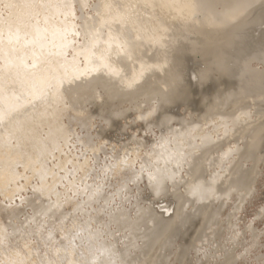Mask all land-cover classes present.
Listing matches in <instances>:
<instances>
[{"label":"bare ground","instance_id":"bare-ground-1","mask_svg":"<svg viewBox=\"0 0 264 264\" xmlns=\"http://www.w3.org/2000/svg\"><path fill=\"white\" fill-rule=\"evenodd\" d=\"M192 59L203 66L194 74L198 86L215 80L214 96L203 101L205 113L195 117L198 122L181 120L183 126L177 127L170 124L164 108L190 94L185 63ZM140 100L146 107L147 101L157 102L153 121L145 123L157 125L158 141L148 145L138 171L125 161L130 158L124 159V171L115 170L123 185L128 180L144 182L154 199L137 206L134 217L122 209L108 214L110 223L128 230L122 244L92 231L75 248L69 236L61 235L56 243L55 229L67 218L75 219L76 211H84L86 221L98 218L78 203L71 214L56 188L53 168L61 165L70 122L81 130L89 126L88 115L79 114L88 103L96 105L107 121L111 115L126 116L125 101L133 110ZM154 105L149 106L153 111ZM63 114L66 123L60 119ZM262 166L264 0H0V220L15 218L25 199L34 211L28 221L35 225L25 229L38 235L35 246L23 239L20 243L15 223L7 222L8 232L1 220L0 264H53L63 258L66 264H169L175 246L181 264L191 249L212 241L214 247L207 248L210 264L242 263L250 253L248 239L257 237L247 211ZM27 173L34 178L29 181L30 198L20 192L19 184L27 181ZM90 196L85 200L89 202ZM17 198L19 204L11 205ZM259 214L264 216V204Z\"/></svg>","mask_w":264,"mask_h":264},{"label":"rangeland","instance_id":"rangeland-1","mask_svg":"<svg viewBox=\"0 0 264 264\" xmlns=\"http://www.w3.org/2000/svg\"><path fill=\"white\" fill-rule=\"evenodd\" d=\"M185 71L188 70L190 72H185L184 76L187 79V89L189 91L190 94H188V97L184 100H176L174 102H172V104H168L165 106L164 111L165 113L168 115V118H171L170 124L175 123L177 127L183 126V124L187 121V120H193V121H197L195 119H198L199 117H201L203 115V107H204V102L206 99V102H209L210 100H212V96H214V93L212 92V86L213 83L215 82V80L213 78H209L206 80V83L203 82V84H200L198 86V82L197 78L194 77V74L196 75V70L198 68H202L203 66L200 65H196V61H194V59L192 60H188L187 63H185ZM191 65V66H190ZM196 65V66H195ZM194 67V68H193ZM200 68V69H201ZM193 72V73H192ZM195 72V73H194ZM191 73V74H190ZM191 77L193 79H191ZM195 78V79H194ZM211 79V80H210ZM213 79V80H212ZM190 80V81H189ZM195 80V81H194ZM207 81L209 84H207ZM212 81V82H210ZM192 82V83H191ZM195 82L197 83L195 86ZM205 84L207 86H205ZM203 85V86H202ZM194 86V88L192 89V87ZM202 86V87H201ZM200 87V88H198ZM209 87V88H208ZM190 88V89H189ZM203 88V89H202ZM208 88V89H207ZM211 90V91H210ZM198 93V94H197ZM193 94V95H192ZM192 96V97H191ZM196 96V98H195ZM212 98H211V97ZM207 97V98H206ZM209 97V98H208ZM199 99V100H198ZM99 100V98L97 99ZM193 100V101H192ZM201 101V102H200ZM204 101V102H203ZM97 104H99L98 101H96ZM144 101L140 100L137 102V106H135L133 108V110L131 109L133 106H131V104L128 103V101L124 102V105H122V109H125V117L124 115L121 116L119 115L112 117L113 115H111L110 117H107V121L105 120V116L100 112L99 109H96V105H90L89 103L86 104L84 106V111L80 110V115L84 114V115H88L89 118V126L86 129H82L81 127L75 123V122H70L69 125V129L72 131L73 133V129H74V133L72 134L71 131H69V139L67 142V145L63 148L62 153L60 154V158H61V165L60 166H56L53 165L56 160L54 159V162H50V166L55 167L52 169V173L55 172V178H56V188L57 190H59L61 192V201L63 203V206L66 210L71 212V208L72 205L78 203L79 205H81V208H83V210L88 211L90 210L91 215H96L98 216V218L91 220L90 221H86L84 214L82 212H80L79 210L76 211L75 214V219L74 217H70L67 218L66 222L64 223L63 227L66 228H56L55 229V233L54 238H55V242L58 243L62 240V236H69L67 237V239L69 240L70 244H73V247L75 248V244H77L78 242H81L83 244V241H86L85 236H88V233L90 234L91 231L94 233L99 234V238L104 239V240H115L114 242L116 244H122L121 242H124L126 237L128 236V230L127 228H117L112 222L110 223V219L108 218V214L112 211H118V210H124L126 211L130 217H134V214L137 211V206H146L148 205V203L150 202V200L154 199L153 195L150 194V192H148V189L145 188L144 186V182H138L135 184L131 182V180H128L129 182L127 183V185H123V182L121 181V178L119 176V172H117L115 169L117 167H121L120 172H122L123 170V162H125L126 160H128L131 164V166L133 168L134 171H138L141 167V163L142 160L145 156V152L147 151L148 145L151 144L154 141H158L159 138V130L157 128V125L154 126V123H150V125L148 126L146 123L152 122L154 119V116L156 115L157 112V107H155L157 104V102H155L154 100H152L151 102L147 101V107L146 104L142 103ZM192 102V103H191ZM205 102V103H206ZM142 103V104H141ZM139 104V105H138ZM141 104V105H140ZM152 104L154 105V109L155 111L151 110L150 107H152ZM203 104V105H202ZM177 107H176V106ZM192 105V106H191ZM140 106V107H139ZM144 106V107H143ZM150 106V107H149ZM172 106V108H171ZM175 108H174V107ZM189 106V107H188ZM137 107V109H136ZM180 107V108H178ZM188 107V108H187ZM88 108V109H87ZM142 108V109H141ZM167 108V109H166ZM190 108V110H188ZM200 110H198V109ZM87 109V110H86ZM94 109V110H93ZM123 109V110H124ZM172 109V110H171ZM176 109V110H175ZM182 109L184 111H182ZM142 110V111H141ZM175 110V112L173 111ZM153 111V112H152ZM167 111V112H166ZM169 111V113H168ZM84 112V113H83ZM89 112V113H88ZM172 112V113H171ZM174 112V114H173ZM190 114H189V113ZM197 112V113H196ZM101 113V114H100ZM188 113V114H187ZM205 113V112H204ZM132 114V115H131ZM138 114V115H137ZM155 114V115H154ZM172 115V116H171ZM193 115V116H192ZM63 114L60 116V119H65L64 123H66L67 121V116ZM90 116V117H89ZM94 116V118H93ZM102 116V117H101ZM140 116V117H139ZM142 116V117H141ZM185 116V117H184ZM187 116V117H186ZM189 116V117H188ZM98 117V118H97ZM173 117V118H172ZM179 117V119L177 118ZM198 117V118H195ZM116 119V120H115ZM119 119V120H118ZM131 119V120H130ZM141 119V120H140ZM144 119V120H143ZM200 119V118H199ZM198 119V120H199ZM123 120V121H122ZM179 120V121H178ZM182 120V123H181ZM177 121V122H176ZM184 121V122H183ZM91 122V123H90ZM136 122V123H135ZM146 122V123H145ZM198 122V121H197ZM92 124V125H91ZM91 125V126H90ZM107 125V126H106ZM146 125V126H145ZM138 126V127H137ZM98 128V130H97ZM122 128V129H121ZM118 129V130H117ZM86 130V131H85ZM123 130V131H122ZM142 130V131H141ZM101 131V132H100ZM100 132V133H99ZM99 133V135H97ZM102 133V134H101ZM120 133V134H119ZM145 133V134H144ZM72 134V135H70ZM96 134V135H95ZM74 135V136H73ZM76 135V136H75ZM79 137H78V136ZM113 135V136H112ZM71 136H73L71 138ZM83 136V137H82ZM85 136V137H84ZM93 136V137H92ZM119 138H118V137ZM133 136V137H132ZM136 136V137H135ZM78 137V138H77ZM89 137V138H88ZM101 137V139H100ZM144 137V138H143ZM77 138V139H76ZM85 141H83L82 139ZM104 138V139H103ZM133 138H135V140L133 141ZM74 141H73V140ZM80 139V140H79ZM103 139V140H102ZM137 139V140H136ZM90 140V141H89ZM149 140V141H148ZM76 141L77 144H74ZM79 141V143H78ZM83 141V144L80 142ZM87 141V142H86ZM101 141V142H100ZM111 141L113 143H111ZM120 141V142H119ZM143 141V142H142ZM94 142L95 145H94ZM135 142V144H134ZM71 143V144H70ZM87 143H91V144H87ZM98 143V144H97ZM108 143V145L106 144ZM114 143H116L117 145H115ZM120 143V144H119ZM70 144V145H69ZM101 144V145H100ZM103 144V146H102ZM106 144V145H105ZM111 144V146H110ZM113 144V147H112ZM75 145V146H74ZM82 145V146H80ZM125 145H129L128 148H124ZM87 146V147H84ZM91 146V147H90ZM95 146V147H94ZM112 147V148H108V147ZM73 147V148H72ZM74 147H76V149H74ZM81 147V148H80ZM97 152L99 151V153L96 154V149ZM103 147V148H101ZM106 147V148H105ZM136 149H135V148ZM144 147V148H143ZM80 148V149H79ZM85 148V149H84ZM114 148H116V150L114 151ZM131 148L135 149L137 154L140 153L141 155L138 156L135 153V150L132 153ZM139 150H138V149ZM80 151H79V150ZM103 149V150H102ZM106 149V150H105ZM124 149V152H123ZM68 150V151H67ZM76 150V151H75ZM90 152H89V151ZM102 150V151H100ZM108 150V151H107ZM131 153H130V152ZM68 152V153H67ZM72 152V153H71ZM90 154H88V153ZM94 152V153H93ZM105 152V153H104ZM122 152V153H121ZM142 152V153H141ZM81 153V154H80ZM82 153H83V159H82ZM117 153V154H116ZM65 154V155H64ZM74 154V156H73ZM85 154V155H84ZM119 154V155H118ZM129 154V155H128ZM69 155V156H68ZM72 155V156H71ZM89 155V156H88ZM92 155V156H91ZM108 155V158H107ZM111 155V156H110ZM113 155V156H112ZM121 155V156H120ZM128 155V156H127ZM131 155V156H130ZM135 156V160L133 159ZM67 156V157H66ZM80 156V157H79ZM90 157V158H87ZM97 158H96V157ZM101 158H100V157ZM71 160H70V158ZM78 157V160H80L79 162H84V163H79L76 161V158ZM86 159H85V158ZM92 157V158H91ZM114 159H111V158ZM118 157V158H117ZM80 158V159H79ZM104 158V160H102ZM106 158V159H105ZM116 158V159H115ZM125 158H130V159H125ZM138 158V159H137ZM73 159V160H72ZM91 159V160H90ZM111 159V160H110ZM118 159V160H117ZM125 159V161H124ZM71 164H69V161ZM84 160V161H83ZM131 160V161H130ZM64 161V162H63ZM72 161V162H71ZM75 165H74V163ZM99 161V162H98ZM117 161V162H116ZM86 162L88 165L91 166L92 170H88V172L85 174L84 172H86L87 167L89 168L90 166L86 165ZM93 162V165H92ZM109 162V163H108ZM133 162V164H132ZM67 165H66V164ZM90 163V164H89ZM112 163V164H111ZM136 163V164H135ZM65 164V165H64ZM80 166H79V165ZM85 164V165H84ZM108 169H107V166ZM74 165V166H71ZM78 165V166H77ZM84 165V166H82ZM98 165V166H97ZM115 167H114V166ZM67 166V167H66ZM82 166V167H81ZM59 167V168H58ZM72 167V168H71ZM82 170H81V168ZM86 167V169H85ZM80 170H79V169ZM102 168V169H101ZM106 168V169H105ZM112 168V169H111ZM263 170V174L260 177V179L257 181L256 183V191L254 193V199L251 203V205L248 206V219L250 221H253L254 223V227L256 228L257 231V237L252 238L250 236V240L249 241V249H250V253H248L247 256V261H243L242 263L239 264H263L264 263V216L262 214H259L260 211V207L262 204H264V166L261 167ZM60 169V170H59ZM66 169V170H65ZM75 171H71L73 170ZM77 169V170H76ZM138 169V170H137ZM19 172H22L21 168H18ZM70 170V171H69ZM110 170V171H109ZM114 170V171H113ZM62 171V172H61ZM91 171V172H90ZM105 171V172H104ZM124 171V170H123ZM20 172V173H21ZM65 172L67 174V176H65ZM103 172L105 174H103ZM115 172V174H114ZM117 172V173H116ZM58 173V174H57ZM82 173V175L80 174ZM95 173V174H94ZM80 174V175H79ZM109 174V175H107ZM61 175V176H60ZM64 175V176H63ZM112 175V176H111ZM27 181H24L23 179L19 180V184H23V189H20L19 191L24 193V196L30 198L31 197V183L34 182V178L33 176L30 175V173H27ZM30 176V177H29ZM106 176V177H105ZM108 176V177H107ZM59 177L61 178V182L59 181ZM98 179H96V178ZM102 177V178H101ZM83 178V179H82ZM32 179V180H31ZM75 179V180H74ZM82 179V180H81ZM105 180V181H104ZM31 183H30V182ZM72 181V182H71ZM75 181V182H74ZM80 181V182H79ZM98 181V182H97ZM28 184H27V183ZM110 182V183H109ZM122 182V183H121ZM263 182V183H262ZM75 185H74V184ZM119 183V184H118ZM121 183V184H120ZM21 184V185H22ZM96 184V185H95ZM262 184V185H261ZM36 185H38V183H36ZM74 185V186H73ZM86 185V186H85ZM91 185V186H90ZM102 185V186H101ZM130 185V186H129ZM72 186V187H71ZM77 186V188H75ZM84 186V187H83ZM100 188H99V187ZM262 186V187H261ZM25 187V188H24ZM71 187V188H70ZM98 187V188H97ZM112 187V188H111ZM119 187V188H118ZM124 187V189H123ZM141 187V188H140ZM74 188V189H72ZM261 188V189H260ZM93 189H94V193H93ZM102 189V190H101ZM143 189V190H142ZM78 190V191H77ZM81 190V191H80ZM91 190V191H90ZM99 190V191H97ZM26 191V192H25ZM69 191V192H68ZM75 191L77 193H75ZM83 191V192H82ZM85 191V192H84ZM104 191V192H103ZM261 191V192H260ZM91 192V193H90ZM97 192V194L95 193ZM119 192V193H118ZM260 192V193H259ZM81 193V194H80ZM85 193V194H84ZM99 193V194H98ZM111 193V194H109ZM89 194H91L90 196V200L89 202L86 201L85 199L87 198V195L89 196ZM149 194V195H148ZM262 194V195H261ZM29 195V196H27ZM95 195V196H94ZM128 195V196H127ZM149 197H148V196ZM118 196V197H117ZM64 197V198H63ZM114 199H113V198ZM141 197V198H140ZM146 197V198H145ZM111 198V199H110ZM125 198V199H124ZM140 198V199H139ZM66 200V201H65ZM114 202L112 203L111 202ZM120 200V201H119ZM20 199H13V202L11 203V205L14 203L19 204ZM140 201V202H139ZM149 201V202H148ZM95 202V203H94ZM88 203V204H87ZM108 203V204H107ZM124 203V204H123ZM144 203V204H143ZM13 204V205H14ZM15 204V205H16ZM86 204V205H85ZM107 204V205H106ZM20 208L21 211L20 213L13 219H1L2 223L5 225V229L6 231L8 230V232H10L9 229V224L11 222V225L13 223H15L14 225L16 227H18V231L16 232V236L17 239L21 237V241L20 243L24 241L27 242L28 246H35V241L38 237V235L35 234H31L30 231L35 229V225L32 223H34L32 220L28 221L29 219V215H32V213L34 212L32 208H30V206L28 205V203H26L25 199H21V204H20ZM85 205V206H84ZM88 205V206H87ZM92 205V207H91ZM132 205V206H131ZM62 206V207H63ZM25 207V208H23ZM122 207V208H121ZM125 207V208H124ZM93 208V209H92ZM129 208V209H128ZM92 209V210H91ZM190 209V208H189ZM136 210V211H135ZM24 211V212H23ZM97 212V213H96ZM100 212V214H99ZM107 213V214H106ZM71 214H73L71 212ZM259 214V215H258ZM24 215V216H23ZM28 215V216H27ZM263 216V217H262ZM28 217V218H27ZM262 217V218H261ZM261 218V219H260ZM73 219V220H72ZM84 219V220H83ZM255 219V220H254ZM0 220V224L3 225L1 223ZM13 220V221H12ZM38 220V218L36 219ZM35 220V221H36ZM75 220V222H74ZM15 221V222H14ZM50 222H56L53 219L49 220ZM85 221V222H84ZM8 222V223H7ZM30 222L32 226L27 225V223ZM76 222L80 223L78 225V223L76 224ZM84 222V223H83ZM37 223V222H35ZM76 225V227H73L72 225ZM26 224V225H25ZM0 225V226H1ZM49 224L47 223V226ZM81 225V226H80ZM90 225V226H89ZM107 225V226H106ZM24 228H23V227ZM25 226L27 227H31V230L25 229ZM62 226V225H61ZM88 226V228H87ZM3 227V226H2ZM55 228V226H53ZM105 227V228H104ZM23 228V230L21 229ZM44 229L47 230L46 226H43ZM71 228V229H70ZM75 228V229H74ZM85 230L83 232V230ZM69 230V231H68ZM82 230V232H81ZM97 230V231H96ZM90 231V232H89ZM100 231V232H99ZM263 231V232H261ZM23 232V234H22ZM88 232V233H87ZM106 232V234H105ZM119 232V233H118ZM190 232V235L192 236V230L188 231ZM22 235H21V234ZM59 233H61L59 235ZM68 233V235H67ZM113 235H112V234ZM92 234V233H91ZM62 235V236H61ZM81 235V236H80ZM126 235V236H125ZM261 235V236H260ZM120 236V237H119ZM125 236V237H124ZM259 236V237H258ZM82 237V238H81ZM113 237V238H112ZM81 238V239H80ZM92 238V237H90ZM124 238V239H123ZM128 238V237H127ZM23 239V240H22ZM61 239V240H60ZM78 239V240H77ZM252 239V240H251ZM59 240V241H58ZM82 240V241H81ZM257 240V241H256ZM29 241V242H28ZM253 241V242H252ZM256 241V242H255ZM72 242V243H71ZM213 243V244H212ZM212 243H208V245H204V247L200 248L198 247L197 249L199 250H190V254L187 255V257L189 256V258L184 259V263L182 262L181 264H197V261H200V264H205L204 262L206 261L208 264H210V259L211 257H208V251L209 249H207L208 247H214L215 242L212 241ZM201 243L198 242V246ZM254 244V245H253ZM258 244V246H257ZM253 245V246H252ZM63 249H67V247L61 246ZM176 247V246H175ZM173 248V254H171L170 259H169V264H180V262H178V260L175 258L176 256V248ZM252 247V248H251ZM254 247V248H253ZM207 249V250H206ZM252 249V250H251ZM74 252V249H73ZM198 252V253H197ZM42 253V251H41ZM206 253V255H205ZM197 255V256H196ZM193 256V257H192ZM209 260H207V257ZM199 257V258H198ZM260 258V259H259ZM60 259L56 260L55 263L56 264H66L65 259L63 258L61 262H59ZM53 263V264H55ZM199 264V262H198Z\"/></svg>","mask_w":264,"mask_h":264}]
</instances>
